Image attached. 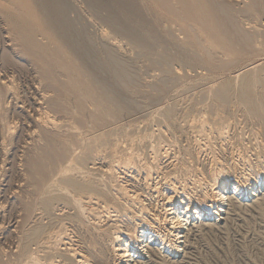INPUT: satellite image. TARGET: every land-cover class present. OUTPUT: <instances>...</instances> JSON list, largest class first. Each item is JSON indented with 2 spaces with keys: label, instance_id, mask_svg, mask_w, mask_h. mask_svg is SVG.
<instances>
[{
  "label": "bare ground",
  "instance_id": "obj_1",
  "mask_svg": "<svg viewBox=\"0 0 264 264\" xmlns=\"http://www.w3.org/2000/svg\"><path fill=\"white\" fill-rule=\"evenodd\" d=\"M149 1L175 21L184 22L183 24L177 23L176 26L179 25V29L184 32L182 34L187 33L192 44L199 46L198 48L206 54L207 63L210 65L215 63L219 57H215L216 49H221L224 52L222 59L220 58L223 63L217 64L219 65L218 70L220 68L224 71L228 65L240 64L241 55L247 48L260 50L264 46V44L260 46L259 42L257 43L256 34L251 33L253 31L250 32L249 28H244L245 25L242 28L238 26L239 23L235 22V16L233 17L228 12L230 5L227 7L217 0ZM223 1L237 6H243L245 3V0ZM253 1L248 2H251L253 6L257 5H254L255 1ZM94 4L90 2L89 6L95 11ZM70 6L66 0H0V183L3 182V185H0L2 186L0 188V199L2 200V204L0 201V241L9 244L7 249L0 248V264H138L139 260L136 263L135 260L141 256L144 248H148L150 255L156 258L157 255L154 257V252L158 250H154L152 245L167 253L168 257L175 258L180 248V240L183 238L181 233L187 225L184 223L199 219L222 220L220 218L222 215H230L225 209L230 198L236 197L237 200L248 201L253 196H260L252 202V205L257 206L260 212L264 208L262 193L264 192V63L243 64L234 76L226 75L218 80L208 79L210 85L199 89L198 96L202 100L210 101H208L211 106L208 111L210 114L205 113L206 110L203 111L207 107L201 110L203 107L200 106V108L202 107L199 109L201 118H198L195 125L192 126L196 130L193 137L194 146L190 147L189 145L188 147L189 151L192 148L190 152L193 153V159L200 153H204L206 163L203 164L204 169L201 171L196 167L195 170L194 168L187 170V172H192V175L189 179L187 178L188 181L186 180L185 183L182 176H180V181L172 178V175L169 176L168 171L171 172V170L167 168L172 164L167 159L172 154L168 157L167 144L163 145L168 138L166 137V141L158 139L155 142L157 136L162 139L161 136L164 137V134L155 133V135L157 134L154 137L156 140L152 141L151 135L149 138H141V135L139 137L129 136L127 129V137L123 133L126 138H123L122 143H118V140L109 137L112 131L118 130L112 129L110 133H107L110 139L106 140L107 136L102 132L99 134V132L91 131L93 128L95 129V125L92 126V129L88 126L90 131L88 128L83 129L82 122L85 120L82 121V118L85 117V113H89L96 120L95 124H99L97 121L106 123L107 120L113 121L112 119L117 116L123 118L127 115L124 112L131 109V106L125 101L127 98L122 100V96L119 97L115 93L116 91L114 92L113 87L110 86L112 83L109 85L110 82L107 83L106 80L100 79L101 71L109 72L114 84H123V86L121 85L123 88L124 85L131 84L137 87L135 85L137 83L133 75L132 63L129 62L132 57L126 58L128 47L126 48L125 44H122L121 40L119 41L114 35H110V30L107 33V29L102 25L100 27V25L97 26L98 23L96 25L89 21L88 25L95 28L96 43L100 47L99 51L95 50L91 45L93 39L87 33L88 30L84 29L85 24L83 28L79 25L78 29L75 22H78L79 19L75 21L71 19ZM255 8L252 9L255 10ZM255 12L257 11L255 10ZM250 19L252 20V18ZM117 21L116 18L108 15L105 23L108 22L116 31L126 35L124 37L127 39V30L129 29L125 30ZM89 28L91 27L89 26ZM133 31L135 30L133 29ZM259 31L257 32L254 28V33H259ZM125 38L123 39L125 40ZM132 40L129 41L132 43ZM262 41L264 42V40ZM189 42L186 41V43ZM135 47L137 48V46ZM142 48L144 51L143 46ZM212 48L216 49L212 51ZM95 53L102 55L105 61L99 63L95 58ZM178 55L180 56V54ZM170 57L168 56V58ZM220 60L217 61L220 62ZM203 62L205 63V61ZM39 66L43 68L42 71ZM204 68L206 67L204 66ZM200 83L203 82L200 81ZM118 84L116 85L118 86ZM202 85L204 86V83ZM61 95L67 97L79 110L75 109L80 112L78 115L84 113L81 119V116L78 117L76 113L74 114L75 111L73 113L67 112L69 110L65 111L67 107L64 109L63 103L59 102L62 99L58 100ZM194 97L196 98V96ZM71 102L66 103L71 105ZM171 107L173 106L171 105ZM168 112H166V116L169 115ZM206 114L209 119L204 117ZM240 118L244 121L243 124L248 122L254 126V130L249 128V131H253L250 134L255 136L252 137L256 142L251 144L252 146H248V149L251 148L249 150L243 151L241 148L242 151L240 149L239 151L236 149L239 146H228V141L231 142L233 140L231 137L235 135L231 134L230 137V127L236 123L238 125ZM230 119L235 120L236 123L232 120L229 122ZM116 120L114 122L120 121ZM170 127L172 126L170 125ZM170 127L169 129H171ZM157 129L156 131L159 130ZM143 135L145 137V134ZM169 135L171 134L169 133ZM118 137L114 138L118 139ZM251 138L250 141H252ZM175 142L176 140L173 141V143ZM235 143L238 145V142ZM102 146L105 147V150L107 149V152H104ZM100 148L103 150V154ZM144 148L147 152L141 153L140 150ZM180 150L182 149L179 148L177 152ZM175 151L173 152L176 153ZM248 154L251 156L249 157ZM175 160L179 159L175 158ZM199 161L201 160L199 159ZM195 164L192 163V166ZM164 168L168 171L163 172ZM183 168L181 167V170ZM198 168L200 167L198 166ZM94 172L98 175L93 174ZM155 174L157 181L153 178ZM194 190H198L196 192L198 194L193 193ZM141 193L150 204L144 203L146 200H142ZM153 195L157 199L161 198L160 201H156L154 206L152 205V201L155 202L152 199ZM149 205L153 209L149 208ZM231 205L229 206L231 207ZM236 205L239 207V203ZM238 207L235 206V208ZM5 219L6 226L4 225V227L2 225L5 224ZM88 224L96 231L94 247L86 244L85 232L82 233ZM208 226L210 227L211 224Z\"/></svg>",
  "mask_w": 264,
  "mask_h": 264
},
{
  "label": "rangeland",
  "instance_id": "obj_2",
  "mask_svg": "<svg viewBox=\"0 0 264 264\" xmlns=\"http://www.w3.org/2000/svg\"><path fill=\"white\" fill-rule=\"evenodd\" d=\"M48 1H51V0H48ZM68 1V3L71 5V11L69 13V15H71V19H74L77 20L79 19V21L75 22L77 23L76 27L79 29V25L81 26V28H83L84 26V29L87 31V33L91 36V38L93 39L92 41V44L94 49L99 51L100 47L98 43H96V40H97V37H96V34L94 33V30L95 28L92 27L91 25H88L87 22L91 21V22H94L98 23L97 26L102 25L103 28L107 29V33L109 32L110 35H114L115 38H117L119 41L121 40V43L122 44H125L124 46L128 49L127 51V55H126V58L129 59L132 57V59H130V64L132 65L131 68L133 70V75L135 76V81L137 84V87L135 88L134 85H124V88L122 87L123 84H118V83H115L114 84V81L110 78L112 75L107 71H105L103 73V71H101L99 73V76L101 77L100 79H104L107 81V83H109L110 86H112L114 89V92L116 94L119 95V97H121L122 100L125 99V97L127 99H125L126 103H128L131 107V109L129 110H126L124 112V114H127L126 116L123 114V117L122 116H115L113 118L115 119H112L113 121H109L107 120V122H99L97 121L99 124H95L96 123V120H94V118L92 116L89 115V113H83L85 117H83V114L81 113L80 115H78L80 112H77L79 110L76 109V107L72 104V102L67 99V97L65 96H60L58 97V100L59 99H62V100H59V102L63 103L62 107L64 109H67L69 111L67 112H71L73 113L74 111V114L76 113V115L78 117H80V119L82 118L84 122L83 123V126L84 128L83 129H87L88 126L92 129V126L95 127V129L93 128L92 130L90 128L89 131L91 130L93 133L94 132H99V134H104L106 137V140L108 139H114V140H118L117 142L118 143H122V141L127 137V134H128V131L127 129L129 130V136H140L141 138H149V136L152 138L151 140L152 141H155L156 138L157 140L155 142L158 141V139L160 140H168L166 141L165 144L163 145H166V148H168V157H170L169 155H171V157L169 159H167L168 161H171L170 163L172 164V166L169 168H167L168 170H171L168 171L166 170V168H164L163 172H166L168 171L169 172V176L171 177L172 175V178H175L176 180H179L182 178V180H184V182L186 183L188 181V179L191 177L190 175H192V172H187V170L189 171L190 168H192L191 170H195V167L196 169H198L199 171H201V169H204V165H205V160H206V155L204 153H200L199 155H197L198 157L196 158H192V155L193 153L191 154L190 151H192V148H190V151H189V145L190 147L191 146H194V139L193 137L195 136V131L193 129V124L195 125L196 121L198 120V118H201V114H199V111L203 110L204 107L206 109H204L203 111L206 112L208 115L210 114L208 111H210V104H209V100H202L200 98V96H198L199 92H200V88H204V87H207V85L209 86L210 85V82H208L209 80L213 79V80H218L220 79L222 76H234L237 72V70L239 69V67L243 64H248V63H255V64H259L260 62L261 63H264V46L262 44H264V42L262 40H264V0H254V5L253 6L251 4V2H248L250 0H245V3L242 5H232V4H227V3H224L225 1L223 0H217L218 2H220L221 4L223 5H226L227 7H230L228 8V12L229 14L233 15L234 19H235V22L236 23H239L238 26H240L241 28L244 26V28H249L248 30L253 33V34H256V39L257 40V43L259 42V45L260 46H263V48L261 47L260 50H251L252 48H247L244 53L241 55V61H240V64H232V65H228L227 68L225 67L224 68V71L223 69H220L218 70V67L219 65H221V63H223V61L220 60V58L222 59L223 57V51L221 49H216V48H212V51L213 49L217 50L216 51V56L215 57H218L216 60H215V63H207L206 60H207V56L206 54H204V52L202 50H200L198 47L199 46H196L194 43L192 44V40H190V37L187 36L188 34L185 33L184 35L182 33L183 30L179 29V25L178 27L176 26L177 23L178 24H183L184 22H180V21H175V19H173L172 17H170L168 14H164L163 12H161L154 3L150 2L149 0H66ZM94 1V2H93ZM90 2L91 3H95L94 5L96 6V10L94 11L92 9L90 5ZM98 2V3H97ZM147 2V3H145ZM150 2V3H149ZM261 2V3H260ZM50 3V2H48ZM122 3V4H121ZM142 3V4H141ZM250 3V5L248 4ZM77 4V5H76ZM100 5L101 7H97L98 5ZM262 4V5H261ZM75 5V6H74ZM147 5V6H146ZM247 5V6H246ZM73 6V7H72ZM81 6V7H80ZM105 6V7H104ZM237 6V7H236ZM242 6V7H241ZM261 6H263L261 8ZM142 7V8H141ZM233 7V8H232ZM235 7V8H234ZM240 7V9H239ZM243 7H246L247 11L244 10L245 8ZM256 7V8H255ZM258 7V8H257ZM151 8V9H150ZM231 8V9H230ZM243 8V9H241ZM248 8L250 9V12L248 13ZM255 8V10L257 12H255V10L253 9ZM76 9V10H75ZM99 9V10H98ZM101 9V10H100ZM127 9H130V10H127ZM155 10V11H152V10ZM237 9V10H236ZM258 9V10H257ZM242 10V11H241ZM76 11V12H75ZM80 11V12H79ZM83 13H82V12ZM85 11V12H84ZM90 11V12H89ZM98 13H97V12ZM130 11V12H129ZM145 11V12H144ZM158 11V13H157ZM245 11V12H244ZM79 12V14H77ZM95 12V13H94ZM139 12V13H138ZM147 12V13H146ZM241 14H240V13ZM98 15H97V14ZM111 13V14H109ZM156 13V14H155ZM252 13V14H251ZM94 14V15H92ZM101 14V15H100ZM106 14H107V17L108 15H111L113 16V18H116L119 23L120 26L124 27L125 30H127V28L129 30H127L128 34H127V39L125 38L126 35H122L121 33H119V31H116L114 29V27L112 28V26L110 24L105 23L106 22ZM129 14V15H128ZM132 14L135 16H132ZM154 14V15H153ZM263 14V15H262ZM90 15V16H89ZM114 15H116L117 17H115ZM152 15V16H151ZM160 15H162L161 17H159ZM238 15V16H236ZM243 15V16H241ZM248 15V16H247ZM78 16V17H77ZM94 16V17H93ZM121 18H120V17ZM254 16V17H252ZM80 17V18H79ZM134 17V18H133ZM169 18L167 20V18ZM239 17V19H238ZM244 17V18H243ZM89 18V20H88ZM126 18V19H125ZM172 18V19H171ZM252 18V20L250 19ZM254 18V19H253ZM263 18V19H262ZM94 19V20H93ZM243 19V20H242ZM261 19V20H260ZM82 20V22H81ZM101 20V21H100ZM127 20V21H126ZM240 20V21H239ZM248 20V21H247ZM129 21V22H128ZM162 21V22H161ZM165 21V23H164ZM168 21V22H167ZM243 21V22H242ZM257 21V22H256ZM259 21V22H258ZM80 22V23H79ZM86 22V23H85ZM126 22V23H125ZM155 22V23H154ZM176 22V23H175ZM180 22V23H179ZM246 24H245V23ZM251 22V23H250ZM82 23V24H81ZM146 23V24H145ZM163 23V24H162ZM173 23V24H172ZM175 23V25H174ZM257 23V24H256ZM85 24V25H84ZM131 24V25H130ZM140 24V26H139ZM242 24V25H241ZM251 24V25H249ZM256 24V25H255ZM84 25V26H83ZM147 25V26H146ZM163 25V26H162ZM168 25V26H167ZM8 26L10 27V24L8 23ZM89 26L91 28H89ZM127 26V27H126ZM151 26V27H150ZM247 26V27H246ZM252 30H250L251 28ZM257 26V27H256ZM131 27V28H130ZM146 27V28H145ZM160 27V28H159ZM172 27V28H171ZM174 27V28H173ZM259 27V28H258ZM94 28V29H93ZM143 28V29H142ZM177 28V29H176ZM243 28V29H244ZM254 28L255 30L258 32L259 29V33H254ZM133 29L135 31H133ZM263 29V30H262ZM93 30V31H92ZM115 30V31H114ZM158 32H157V31ZM171 30V31H170ZM174 30V31H173ZM173 31V32H172ZM182 31V32H181ZM135 32V33H133ZM149 32V33H148ZM178 32V33H177ZM181 32V33H180ZM262 32V33H261ZM113 33V34H112ZM137 33V34H136ZM175 33V34H174ZM121 34V35H120ZM130 34V35H129ZM136 34V35H134ZM138 34H140V36H138ZM160 34V35H159ZM187 34V35H186ZM261 34V36H260ZM118 35V36H117ZM133 35V36H131ZM172 37H171V36ZM197 35L200 37L199 33H197ZM259 35V36H257ZM125 36V37H124ZM136 36V37H135ZM143 38H142V37ZM148 36V37H147ZM165 36V37H164ZM125 38V40L123 38ZM139 37V38H138ZM177 39H176V38ZM189 37V38H188ZM133 38V40H132ZM183 38H186V39H183ZM132 40V43L129 41ZM136 39H138L137 41H135ZM144 41H143V40ZM151 39V40H149ZM182 39V40H181ZM188 39V40H187ZM175 40V41H174ZM189 42V43H186V41ZM125 41V42H124ZM127 41V42H126ZM134 41V42H133ZM152 41V42H151ZM181 41V42H180ZM140 42V43H139ZM148 44H147V43ZM261 42V44H260ZM130 43V44H129ZM145 43V44H144ZM152 43V44H151ZM154 43V44H153ZM159 43V44H158ZM167 43V44H166ZM182 43V44H181ZM129 44V45H128ZM151 44V46H150ZM175 44V45H174ZM185 44V45H184ZM191 44V45H189ZM128 45V46H127ZM144 47V50L143 51V48L142 46ZM145 45H148L147 47ZM158 45V46H157ZM188 45V46H187ZM135 46H137V48H140V49H137ZM157 46V48H156ZM170 46V47H169ZM179 46V47H178ZM187 46V47H185ZM146 47V48H145ZM181 47V48H180ZM187 49H185V48ZM193 48V49H189V48ZM135 48V49H134ZM150 48V49H149ZM197 50H195V49ZM134 49V50H132ZM140 52H144L143 54H141L139 52V50H141ZM169 49V50H168ZM263 49V50H262ZM132 50V51H131ZM148 50V51H147ZM151 50V51H149ZM176 50V51H175ZM188 50V51H187ZM250 50V51H249ZM130 51V52H129ZM134 51V52H133ZM171 51V52H170ZM199 52V53H196V52ZM247 51V52H246ZM255 53H254V52ZM260 51V52H259ZM263 51V52H261ZM129 52V53H128ZM136 52V53H135ZM149 52V53H147ZM162 52V53H161ZM167 53L165 55V53ZM176 54H174V53ZM202 54H201V53ZM247 54H246V53ZM251 52V53H250ZM257 52V53H256ZM153 53V54H152ZM164 53V54H163ZM171 53V54H170ZM261 53V54H260ZM129 54V55H128ZM134 54V55H133ZM160 54V55H158ZM180 54V56L178 55ZM196 54V55H195ZM204 54V55H203ZM220 54V55H218ZM222 54V55H221ZM256 54V55H255ZM95 58L98 59V62L99 63H103L105 60H104V57L102 55H100L99 53H95ZM132 55V56H131ZM147 55V56H146ZM157 55H158V58H157ZM164 55V57H163ZM190 55V56H189ZM198 55V56H197ZM202 57H201V56ZM128 56V57H127ZM146 56V57H145ZM152 58H151V57ZM162 56V57H160ZM168 56H171L173 57L175 60H172L173 58H168ZM195 56V57H194ZM250 56V57H249ZM156 57V58H155ZM194 57V58H193ZM197 57V58H196ZM248 57V58H247ZM149 58V59H148ZM154 58V59H153ZM161 58V60H160ZM165 60H162L164 59ZM179 58V59H178ZM185 58V59H184ZM201 58V59H200ZM203 58V59H202ZM205 58V59H204ZM135 59V60H134ZM152 59V61H151ZM180 61H178V60ZM194 59V60H193ZM244 59V60H243ZM138 60V61H137ZM155 60V61H154ZM160 62H158V61ZM170 62H168V61ZM183 60V61H182ZM217 60H220L217 61ZM132 61V62H131ZM157 61V62H156ZM165 61V62H164ZM205 61V63L203 62ZM217 61V62H216ZM248 61V62H247ZM138 62V63H137ZM140 62V64H139ZM153 62V63H152ZM182 62V63H181ZM184 62V63H183ZM137 63V64H136ZM160 63V64H159ZM169 63V65H168ZM172 63V64H171ZM198 63V64H197ZM219 63V65H217ZM135 64V65H134ZM158 64V65H157ZM213 64V66H212ZM156 65V66H155ZM163 65V66H162ZM171 65V66H170ZM215 65V67H214ZM236 65V66H234ZM202 66V67H201ZM204 66L207 68H204ZM212 66V67H210ZM232 66V67H231ZM41 66H39L40 68ZM137 69H136V68ZM169 67V68H168ZM190 67V68H189ZM194 67V68H193ZM200 69H199V68ZM141 68V69H140ZM186 68V69H185ZM234 68V69H233ZM42 67L40 69V71H42ZM172 69V70H171ZM191 69V70H190ZM205 69V70H204ZM229 69V70H228ZM236 69V70H235ZM22 70V69H21ZM20 70V72H21ZM136 70V71H134ZM148 70V71H147ZM175 70V71H174ZM183 70V71H181ZM188 70V71H187ZM194 70V71H193ZM197 73H196V71ZM204 70V71H203ZM139 71V72H138ZM167 71V72H166ZM173 71V72H172ZM179 71V72H178ZM210 71V72H209ZM226 71V72H225ZM96 72V71H95ZM139 74H138V73ZM169 72V73H168ZM183 72V73H182ZM198 72H201V73H198ZM203 72V73H202ZM222 72V73H221ZM136 73V74H135ZM161 73V74H160ZM177 73V74H176ZM185 73V74H184ZM196 73V74H195ZM207 73V74H206ZM219 73V74H218ZM229 73V74H228ZM101 74V75H100ZM105 74V75H103ZM156 74V75H155ZM195 74V75H194ZM203 74V75H202ZM206 74V75H205ZM216 74V75H215ZM144 75V76H143ZM150 75V76H149ZM161 75V76H160ZM165 75V76H164ZM172 75V76H171ZM174 75V76H173ZM179 77H178V76ZM212 75V77H211ZM214 75V76H213ZM218 75V76H217ZM138 76V77H137ZM148 76V77H147ZM176 76V77H175ZM207 78H205V77ZM110 79H109V78ZM159 77V78H158ZM173 77V78H172ZM181 77V79H180ZM200 77V78H199ZM204 77V78H203ZM107 78V79H105ZM154 80H153V79ZM203 78V79H202ZM156 79V80H155ZM178 79V80H177ZM180 79V80H179ZM207 79V80H205ZM209 79V80H208ZM141 80V81H140ZM145 80H148V81H145ZM153 80V81H152ZM158 80V81H157ZM163 80V81H162ZM175 80V81H174ZM203 80V81H202ZM15 81L16 78H15ZM138 81V82H137ZM140 81V82H139ZM160 81V82H159ZM167 81V82H166ZM199 81V83H198ZM203 82L204 83V86L202 85L203 83H200ZM206 81V82H205ZM165 82V83H164ZM178 82V83H177ZM208 82V84H207ZM139 83V85H138ZM143 83V84H142ZM146 83V84H145ZM157 83V84H155ZM197 83V85H196ZM118 84V86L116 85ZM153 84V85H152ZM195 84V86H194ZM122 85V86H121ZM174 85V86H173ZM177 85V86H176ZM116 86V87H115ZM142 88H141V87ZM151 86V87H150ZM189 86V87H188ZM192 86V87H191ZM119 87V88H118ZM121 87V88H120ZM185 87V88H184ZM199 87V88H198ZM130 88V89H129ZM132 88V89H131ZM170 88V89H169ZM188 88V89H186ZM198 88V89H197ZM123 89V91H122ZM200 89V90H199ZM151 90V91H150ZM191 90V91H190ZM138 91V92H136ZM174 91V92H173ZM164 92V94H163ZM133 93V94H132ZM160 93V94H159ZM173 93V94H172ZM193 93V95H192ZM197 94V95H196ZM121 95V96H120ZM133 95V96H132ZM117 96V95H116ZM177 96V97H176ZM196 96V98L194 97ZM198 96V97H197ZM173 97V98H172ZM184 97V98H183ZM66 98V99H65ZM135 98V99H134ZM190 98V99H189ZM195 98V99H194ZM200 100H198V99ZM67 100V101H65ZM198 100V101H197ZM131 101V102H130ZM137 101V102H136ZM176 101V102H175ZM183 101V102H182ZM204 103H201L203 102ZM209 101V102H208ZM65 102V103H64ZM66 102H71V105L69 103H66ZM174 102V103H173ZM198 103V106H196ZM68 104V105H67ZM120 104H122L120 102ZM141 104V105H140ZM196 104V105H195ZM209 104V105H208ZM65 105V106H64ZM125 105V104H124ZM171 105L173 107H171ZM195 105V106H194ZM202 105V109L200 108V106ZM207 105V106H206ZM72 106V107H71ZM133 106V107H132ZM139 106V107H138ZM166 106V107H165ZM171 108H170V107ZM210 106V107H209ZM163 107V108H162ZM168 107V109H167ZM189 107V108H188ZM198 109H197V108ZM69 108V109H68ZM74 110H72V109ZM133 108V109H132ZM143 108V109H142ZM156 108V109H155ZM184 108V109H183ZM191 108V110H190ZM77 111H76V110ZM162 109V110H160ZM166 111H165V110ZM174 109V110H173ZM183 109V110H182ZM187 109V110H186ZM201 109V110H199ZM153 110V111H152ZM159 110V111H158ZM198 110V113H196ZM129 111V112H128ZM151 111V112H150ZM165 111V112H164ZM169 111V112H168ZM172 111V112H171ZM128 112V113H127ZM134 112V113H133ZM163 112V113H162ZM166 112L169 113V115L166 116ZM141 113V114H140ZM147 113H149L147 115ZM162 113V114H161ZM195 115H194V114ZM191 114V115H190ZM193 114V115H192ZM197 114V116H196ZM206 114V117L207 119H209ZM88 115V116H86ZM162 115V116H161ZM165 115V116H164ZM185 115V116H184ZM199 115V116H198ZM144 116V117H143ZM181 116V117H180ZM120 117V118H119ZM162 117V118H161ZM166 117V118H165ZM175 117V118H174ZM187 117V118H186ZM189 117V118H188ZM90 118V119H89ZM93 118V119H92ZM122 118V119H121ZM130 118V119H129ZM165 118V119H164ZM173 118V119H172ZM238 118V117H236ZM92 119V121H91ZM117 119V120H116ZM162 119V121H161ZM171 119V120H170ZM181 119V120H180ZM186 119V120H185ZM241 120L239 121L238 125L236 122L233 121V119H230L229 122H234L236 123L235 125L231 126L230 128V137H231V142L230 140L228 141L229 142V145L228 146H241L240 148H236V149H240L242 148V150L244 151L245 149H248V146H250L251 144H253L254 141L252 133L254 130V126L251 124V123H246V124H243L242 122V118H240ZM90 120V121H89ZM95 122H94V121ZM118 121L120 120L119 122H114V121ZM134 120V121H133ZM167 120V121H165ZM184 120V121H183ZM195 122H194V121ZM244 120V119H243ZM137 121V122H136ZM145 121V122H144ZM190 121V122H189ZM237 121V120H236ZM90 122V123H89ZM153 122V123H152ZM161 122V123H160ZM192 122V124H191ZM194 122V123H193ZM242 125H241V123ZM89 123V124H87ZM129 123V124H128ZM170 123V124H169ZM172 123V124H171ZM181 125H180V124ZM186 123V124H185ZM85 124H87L85 126ZM93 124V125H91ZM102 124V125H100ZM105 124V125H104ZM116 124V125H115ZM118 124V125H117ZM149 124V125H148ZM157 126H156V125ZM169 124V125H168ZM175 124V125H174ZM185 124V125H184ZM191 124V125H190ZM100 125V126H99ZM107 125V126H106ZM111 125V127H109ZM116 127H115V126ZM128 125V126H127ZM152 125V126H151ZM164 125V126H162ZM170 125L173 127H170ZM174 125V126H173ZM184 125V126H183ZM247 125V126H246ZM99 126V127H97ZM118 126V127H117ZM125 126V127H123ZM130 126H133V127H130ZM145 126V127H144ZM147 126V127H146ZM165 126H168V127H165ZM183 126V127H181ZM237 126V127H236ZM246 126V127H244ZM250 126V127H248ZM252 126V127H251ZM102 127V128H101ZM105 127H108V128H105ZM137 129H136V128ZM142 127V128H141ZM150 127V129H149ZM169 127L172 129H169ZM176 127V129H175ZM189 127V128H188ZM108 131H106L105 129ZM118 128V129H117ZM121 128V129H119ZM124 128H126V130H124ZM134 128V129H133ZM159 130H158V129ZM161 128V129H160ZM183 128V129H182ZM191 128V129H190ZM236 128V129H235ZM243 128V129H241ZM252 129V133L250 134L251 131H249L250 129ZM82 129V130H83ZM99 129V131H98ZM112 129L114 130H118L119 133L121 131V133L119 134L118 131H112ZM140 129V130H139ZM145 129V130H143ZM155 131H154V130ZM156 129L158 131H156ZM190 129V130H188ZM95 130V131H94ZM134 130V131H132ZM153 130V131H151ZM166 130V131H164ZM168 130V131H167ZM170 130V131H169ZM183 130V131H182ZM186 130V131H185ZM194 132H193V131ZM244 130V131H243ZM246 130V131H245ZM88 131V130H86ZM112 131V132H111ZM126 131V132H125ZM136 131V132H135ZM140 131V132H139ZM231 131H233L231 133ZM241 131V133H240ZM249 131V132H248ZM102 132V133H101ZM111 132V133H110ZM147 134H146V133ZM153 132V133H152ZM157 132H160V135H165L164 137L161 138H158V136L156 137L155 133ZM165 132V133H163ZM167 132V133H166ZM184 132V133H183ZM187 132V133H186ZM106 133V134H105ZM107 133H110L109 137H108V134ZM118 134L116 135L118 137V139H115L117 138L114 134ZM123 133H125V136L123 135ZM131 133V134H130ZM133 133V134H132ZM139 133L138 135L135 134ZM169 133L171 135H169ZM245 133V134H244ZM248 133V134H247ZM123 137H121L122 135ZM145 134V137L144 135ZM193 134V135H192ZM232 134V135H231ZM153 135V136H152ZM167 135V136H166ZM176 138H172L174 136ZM239 135V136H238ZM147 136V137H146ZM243 136V137H242ZM253 136V137H252ZM115 137V138H114ZM125 137V138H124ZM156 137V138H154ZM167 137V138H166ZM170 137V138H169ZM187 137V138H186ZM240 137V138H239ZM252 137V138H251ZM119 138H120V141H119ZM124 138V139H123ZM154 138V139H153ZM164 138V139H163ZM172 138V139H171ZM250 138L252 139V141H250ZM172 141H171V140ZM178 139V140H177ZM180 139V140H179ZM190 139V141H189ZM193 139V140H192ZM237 139V140H236ZM176 140L175 143H173V141ZM186 140V141H185ZM178 141V142H177ZM170 142V143H169ZM180 142V143H179ZM189 144H188V143ZM193 142V143H192ZM235 142H238V145L237 143ZM250 142V143H249ZM178 145H175L177 144ZM191 143V144H190ZM233 143V145H232ZM148 144V143H147ZM171 144V145H170ZM184 144V145H183ZM255 144V143H254ZM171 146V148H169V146ZM174 145V146H172ZM247 145V146H246ZM178 146V148H177ZM181 146V147H179ZM187 146V147H186ZM243 146V147H242ZM252 146V145H251ZM259 146V145H258ZM247 147V148H246ZM104 152L107 150H105V147L102 146ZM180 150V152H177V150ZM186 148V149H185ZM188 148V149H187ZM244 148V149H243ZM148 149V148H147ZM172 149V150H171ZM176 151H175V150ZM251 149V148H249ZM248 149V150H249ZM100 150H102L100 148ZM103 150H102V154H103ZM184 150V151H183ZM239 150V151H240ZM241 150V151H242ZM142 151V152H141ZM144 151V152H143ZM146 151V148L140 150L141 153H145ZM171 151V152H170ZM173 151H175L176 153H174ZM183 151V152H182ZM187 151V152H186ZM107 152V151H106ZM147 152V151H146ZM188 154V156H186V154ZM179 153V154H178ZM183 153V154H182ZM204 154V155H203ZM180 155V157H179ZM191 155V156H190ZM172 156H175V157H172ZM183 156V157H182ZM248 156L250 157L251 155L248 154ZM167 157V158H168ZM185 157V159H184ZM191 157V158H190ZM201 157V158H200ZM204 157V159H203ZM176 159H179V160H175ZM185 160H183V159ZM187 159V160H186ZM191 161H190V160ZM197 159V160H196ZM199 159L202 161H199ZM250 159V158H249ZM173 160V161H172ZM194 160V161H193ZM175 161V162H174ZM181 161V162H180ZM193 161V162H192ZM198 161V162H197ZM178 162V163H176ZM195 164V166L193 167L192 166V163ZM176 163V165H175ZM182 163V164H181ZM184 163H185V166H184ZM199 163V165H198ZM201 163V164H200ZM190 164V165H189ZM204 164V165H203ZM178 165V166H177ZM186 165H188L186 167ZM197 165V166H196ZM185 167L183 169L185 170L182 171L181 170V167ZM198 166L200 168H198ZM180 169V171H178V169ZM203 167V168H202ZM171 168H176V169H171ZM172 172H175V173H172ZM178 172V173H177ZM181 172V175H179V173ZM183 173V174H182ZM187 173V174H186ZM191 173V174H190ZM93 174H96L95 172ZM174 174V175H173ZM178 174V175H177ZM98 175V173L96 174ZM96 175H91L93 177H97ZM179 176L176 178V176ZM175 176V177H174ZM180 176H182L180 178ZM156 177V174L153 176V178ZM158 177V176H157ZM184 178V179H183ZM188 178V179H187ZM156 179V180H155ZM154 180L157 181V178H155ZM187 180V181H186ZM0 185H3V182L2 184L0 183ZM0 188H2V186H0ZM1 191V189H0ZM198 190H194L193 193L195 194H198L196 193ZM263 195H264V192H262ZM1 194V193H0ZM141 198L143 201L146 200V198L143 197V193H141ZM155 202H153V206L154 204H156V201H160V197L157 199V197H155V195H153ZM258 197L260 196H253V198H250L248 201H243V200H237L236 197H232L229 199V202H228V206H226L225 209H227L226 211L228 212V214H230L229 216H226V215H222L220 218H222V220H219V221H205V220H194V221H191V222H187V223H184V224H187L185 225V228L183 229V232L181 233L182 237L181 238V244H180V248H179V251H178V254L175 258H171V257H168L167 253L163 252L161 249H157L156 247H154L152 245L153 248H155L154 250H158L156 252H154V257L156 256V258H153V255H150V252L148 251L149 249L147 248H144V252H142L141 256L135 260V263L136 261H138V264H264V208L262 210H258V207L257 206H253L252 205V202L257 199ZM156 198V199H155ZM1 201V204H2V200L0 199ZM148 200H146L144 203H147V204H150L147 202ZM238 201V202H237ZM236 203L238 204L239 203V207L238 205H236ZM146 204V205H147ZM232 204V205H231ZM231 205V207L229 206ZM235 206H237L238 208H235ZM86 208H88V206H85ZM149 208L153 209V207L151 205H149ZM257 208V209H256ZM229 210V211H228ZM234 210V211H233ZM237 210V211H236ZM231 211V212H230ZM258 212V213H257ZM263 212V213H262ZM235 213V214H234ZM232 215V216H231ZM225 220H224V219ZM231 218V219H230ZM233 218V219H232ZM85 221L87 222V219H85ZM6 222V219L4 221V223ZM206 223V224H205ZM211 226L209 227L208 225ZM87 224V223H86ZM213 224V226H212ZM215 224V225H214ZM2 225V224H1ZM6 226V223L3 224L2 226ZM4 226V227H5ZM207 226V227H206ZM87 229V230H86ZM92 229V230H91ZM85 230V231H84ZM82 231V233L85 234V238H86V244L89 246H92L94 247V243H95V230L94 228H92L90 226V224H88V226L86 225V228ZM90 230V231H89ZM91 232V233H90ZM93 234V235H92ZM180 235V236H181ZM89 238V239H87ZM5 243V245L3 246V244ZM91 242V243H90ZM182 242H185V243H182ZM1 243V247L0 248H5L7 249L9 244L7 242H3V241H0ZM91 244V245H90ZM8 245V246H7ZM186 245V246H185ZM195 245V246H193ZM257 245V246H256ZM7 247V248H6ZM150 247V246H149ZM190 247V248H189ZM160 251V252H159ZM153 254V253H151ZM161 256V257H160ZM169 259H168V258ZM194 258V259H193ZM173 259V260H172ZM159 260V261H158ZM169 260V261H168ZM175 260V261H174ZM157 261V262H156ZM164 263H163V262ZM190 261V262H189ZM155 262V263H154ZM174 262V263H173ZM179 262V263H178ZM137 264V263H136Z\"/></svg>",
  "mask_w": 264,
  "mask_h": 264
}]
</instances>
